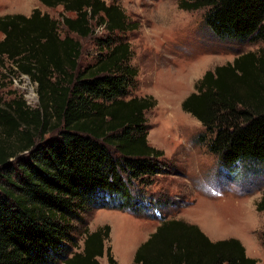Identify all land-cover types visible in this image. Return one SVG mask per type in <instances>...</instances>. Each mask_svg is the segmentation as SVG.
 Masks as SVG:
<instances>
[{"label": "trees", "instance_id": "trees-1", "mask_svg": "<svg viewBox=\"0 0 264 264\" xmlns=\"http://www.w3.org/2000/svg\"><path fill=\"white\" fill-rule=\"evenodd\" d=\"M60 6V20L33 8L0 15V63L26 75L37 103L0 104V264H117L109 226L82 230L74 222L88 207L124 209L137 195L133 179L159 173L162 151L146 140L144 111L152 96H130L131 50L116 33L136 28L115 3L37 0ZM183 10L203 9V24L218 39L261 42L256 51L205 70L180 108L200 122L198 141L218 169L240 176L264 163V0H178ZM65 13H71L66 15ZM64 27L63 34L58 25ZM95 36L97 51L85 65L78 38ZM242 164V165H240ZM230 178V177H227ZM114 206V207H111ZM264 213V194L255 204ZM133 264H256L234 237L210 240L197 225L162 218L134 250Z\"/></svg>", "mask_w": 264, "mask_h": 264}, {"label": "rangeland", "instance_id": "rangeland-1", "mask_svg": "<svg viewBox=\"0 0 264 264\" xmlns=\"http://www.w3.org/2000/svg\"><path fill=\"white\" fill-rule=\"evenodd\" d=\"M103 1L117 4L129 20L136 22L135 29L115 35L127 41L131 50L129 65L135 71V85L130 96L150 95L155 101L144 111L146 140L162 151L158 164L165 165H159V173L129 184L140 203L134 199L122 210L88 207L82 214L83 224H73L78 248L72 250H79L83 228L92 231L107 224L109 238L104 245L110 246L117 264H133L134 250L159 220L178 218L197 225L212 241L238 239L246 256L264 264V213L255 209L264 194V163L245 165L240 176L221 172L215 155L206 147L209 136L205 135V141L197 140L204 132L202 125L180 108L181 100L194 91L205 70L231 62L241 53L256 51L262 43L218 39L203 24V9H180L178 0ZM33 8L60 20V6H43L37 0H0V15H28ZM64 30L59 24V33ZM102 33L100 28H93L86 38L70 34L81 43L79 64L93 60L98 50L94 37ZM12 68L7 61L0 63V104L20 98L35 107V85ZM97 260L106 264L104 255Z\"/></svg>", "mask_w": 264, "mask_h": 264}, {"label": "crops", "instance_id": "crops-1", "mask_svg": "<svg viewBox=\"0 0 264 264\" xmlns=\"http://www.w3.org/2000/svg\"><path fill=\"white\" fill-rule=\"evenodd\" d=\"M246 254V253H245Z\"/></svg>", "mask_w": 264, "mask_h": 264}]
</instances>
